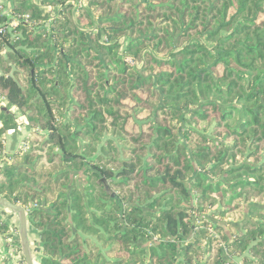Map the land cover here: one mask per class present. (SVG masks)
I'll return each instance as SVG.
<instances>
[{
    "label": "trees",
    "instance_id": "trees-1",
    "mask_svg": "<svg viewBox=\"0 0 264 264\" xmlns=\"http://www.w3.org/2000/svg\"><path fill=\"white\" fill-rule=\"evenodd\" d=\"M10 1L0 196L37 260L264 264V0ZM12 108L32 130L9 154Z\"/></svg>",
    "mask_w": 264,
    "mask_h": 264
},
{
    "label": "crops",
    "instance_id": "crops-1",
    "mask_svg": "<svg viewBox=\"0 0 264 264\" xmlns=\"http://www.w3.org/2000/svg\"><path fill=\"white\" fill-rule=\"evenodd\" d=\"M33 1L43 7L47 12L56 10L54 6L45 3L49 0ZM2 104L4 108L8 105L6 102ZM12 110L18 115V125L15 129L5 132L2 136L4 139L5 152L9 154L15 153L22 148V145L27 142L32 130L25 117L21 116L16 108H12ZM0 223H5L10 228V231L6 234L0 233V264H23V251L18 245V243H21L19 216L9 208L0 205ZM29 239L30 247L34 255V262H36V264H41L36 258V255L42 251L40 232L33 229L32 234H30L29 230Z\"/></svg>",
    "mask_w": 264,
    "mask_h": 264
},
{
    "label": "water",
    "instance_id": "water-1",
    "mask_svg": "<svg viewBox=\"0 0 264 264\" xmlns=\"http://www.w3.org/2000/svg\"><path fill=\"white\" fill-rule=\"evenodd\" d=\"M0 205L5 206L15 212L20 218V239H21V248L23 255L26 260V264H34V255L30 247L29 239V224L26 209L20 205L15 204L5 197L0 196Z\"/></svg>",
    "mask_w": 264,
    "mask_h": 264
},
{
    "label": "built area",
    "instance_id": "built-area-1",
    "mask_svg": "<svg viewBox=\"0 0 264 264\" xmlns=\"http://www.w3.org/2000/svg\"><path fill=\"white\" fill-rule=\"evenodd\" d=\"M4 0H0V14L4 13L6 15V19L3 21H0V41L2 40L3 36L10 32L11 28L13 26H17L19 23H21V19L20 20H16V19H12V14H11V9H12V5H11V1L9 4H7V6H4ZM25 21H28V16L25 17L24 19ZM127 61L130 62V64L135 65V61L132 58H127ZM8 103V101L4 98L0 96V106L2 107V103ZM27 149V145L24 143V145H22L21 149ZM1 166V164H0Z\"/></svg>",
    "mask_w": 264,
    "mask_h": 264
},
{
    "label": "rangeland",
    "instance_id": "rangeland-1",
    "mask_svg": "<svg viewBox=\"0 0 264 264\" xmlns=\"http://www.w3.org/2000/svg\"><path fill=\"white\" fill-rule=\"evenodd\" d=\"M45 3H47V2H45ZM49 12H50L51 18H53L56 15L57 11L56 10H51ZM106 39H107L106 36L102 37V41H105ZM126 39H127L126 37H121L120 38V41H121L120 53L124 54V60L126 61L127 64H129L130 66L136 67L138 69H141V65H142L141 62H138L132 56L125 55V47H126V43H127ZM127 58H132L135 61V65L130 64V62L127 61ZM208 210L209 209H205V210H201V211L197 210L196 211V216L198 215L197 217H199V218H200V216L203 217V218L207 217V219H209L211 213H213V210H211V212H210V210L209 211ZM203 218H202V220H204ZM200 223L202 224V222H200ZM29 230H30V234H32V229L29 228Z\"/></svg>",
    "mask_w": 264,
    "mask_h": 264
},
{
    "label": "bare ground",
    "instance_id": "bare-ground-1",
    "mask_svg": "<svg viewBox=\"0 0 264 264\" xmlns=\"http://www.w3.org/2000/svg\"><path fill=\"white\" fill-rule=\"evenodd\" d=\"M34 264H36V262H34Z\"/></svg>",
    "mask_w": 264,
    "mask_h": 264
}]
</instances>
